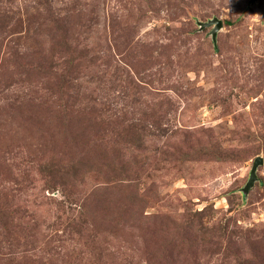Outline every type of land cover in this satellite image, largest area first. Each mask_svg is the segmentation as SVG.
<instances>
[{
    "label": "rangeland",
    "instance_id": "1",
    "mask_svg": "<svg viewBox=\"0 0 264 264\" xmlns=\"http://www.w3.org/2000/svg\"><path fill=\"white\" fill-rule=\"evenodd\" d=\"M258 155L264 0H0V264H264Z\"/></svg>",
    "mask_w": 264,
    "mask_h": 264
},
{
    "label": "water",
    "instance_id": "2",
    "mask_svg": "<svg viewBox=\"0 0 264 264\" xmlns=\"http://www.w3.org/2000/svg\"><path fill=\"white\" fill-rule=\"evenodd\" d=\"M201 25L202 26H205V25H214V28L212 30V35H213V38L215 39L216 38V34H217V31L219 30V28H221L222 26V21L221 19H218L217 17L211 19V20H208L207 22H201ZM263 157L258 155L256 156V158L254 159L253 161V166H252V169H251V172H250V177H249V181H248V184L246 186V191L249 190V188L254 184L255 180L257 179V168L260 164L263 163Z\"/></svg>",
    "mask_w": 264,
    "mask_h": 264
}]
</instances>
